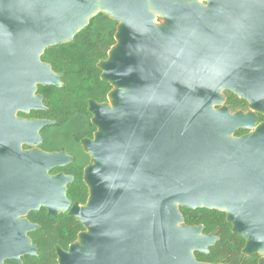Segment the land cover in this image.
Returning <instances> with one entry per match:
<instances>
[{
    "label": "water",
    "instance_id": "water-1",
    "mask_svg": "<svg viewBox=\"0 0 264 264\" xmlns=\"http://www.w3.org/2000/svg\"><path fill=\"white\" fill-rule=\"evenodd\" d=\"M100 14L118 23L98 64L112 90L89 102V199L71 208L72 178L49 175L71 158L21 150L53 122L17 114L46 110L38 87L61 88L63 75L45 51ZM226 92L250 111L231 112ZM41 207L71 208L85 228L58 264H208L196 254L220 238L181 209L225 214L264 264V0H0V264L38 255L26 217Z\"/></svg>",
    "mask_w": 264,
    "mask_h": 264
},
{
    "label": "trees",
    "instance_id": "trees-1",
    "mask_svg": "<svg viewBox=\"0 0 264 264\" xmlns=\"http://www.w3.org/2000/svg\"><path fill=\"white\" fill-rule=\"evenodd\" d=\"M107 16L100 14L97 18ZM116 29L107 33L93 34L92 22L80 32L69 44L49 48L45 51L42 61L49 64L53 71L63 75L64 88H41L49 111L42 115L52 118L61 124H66L78 115H88V102L107 103L108 94L112 90L109 83L101 80V70L98 64L108 58L110 50L115 46ZM227 102L233 113L247 109V102L234 95ZM262 120V118H261ZM94 131V128H91ZM240 131L237 136L246 135ZM70 196L80 204L88 199V188L83 183V171L78 170L76 181L70 188ZM185 225L189 227L203 226L205 235L220 238L210 250L208 256L196 254L198 261L208 264H257L258 257L247 258L242 255L245 241L241 236L232 233V226L227 223L226 215L217 211L181 209ZM29 220L33 221L31 215ZM65 229V230H64ZM83 231L78 223H66L63 226L51 228L32 235L33 242L39 246V258L27 259L24 264H56V245L66 248L77 240Z\"/></svg>",
    "mask_w": 264,
    "mask_h": 264
},
{
    "label": "flooded vegetation",
    "instance_id": "flooded-vegetation-1",
    "mask_svg": "<svg viewBox=\"0 0 264 264\" xmlns=\"http://www.w3.org/2000/svg\"><path fill=\"white\" fill-rule=\"evenodd\" d=\"M92 21H94V19ZM114 23L116 24V28L115 29H117L118 23H116V22H114ZM61 81H62L63 87H61V88L53 87V88H57V89L64 88L65 85L63 83V77H62ZM41 88H50V87L39 86L38 87V91H37V95L43 97V105L45 106L46 110L45 111H32L30 114H24V113L19 112L17 114V117L19 119H23V120L50 121V122H53V125L45 127V128H43L40 131L41 142H40L39 145H36V146L22 145L21 150L23 152L41 151V152L46 153V154H65L66 156L70 157L71 158V162L70 163L66 164L65 166H59V167H56V168L52 169L49 172V175L52 176V177L59 176V175H63V176H66V177H71L73 181L66 186L67 199H68V201L71 202V208L74 205H76V204H78L79 206L83 207V206H85L87 204V201L89 199V190H88V199H87L86 203L80 204L79 202H76L75 200H73L72 197L70 196V188L76 181V174H77L78 170H82L83 171V183L85 184V182H84V172H85V169L92 164V159H91V156L88 153H86V151L84 149V146H83V141H85V140H94V135H95L97 130L92 125V123L90 122L89 125L87 126V128L84 131L73 133L72 135L69 136L68 139L65 136H63V137L58 136L56 138V139L60 140V142H58V143H54L56 141V139H54L52 143L55 145V147H57L56 151H48L47 149H43V147L45 146V140H44L45 139L44 138L45 132H47L49 130H52V129H57V128L61 129V134H64L65 132H69L65 128H67V126L70 124V122L72 121L73 118L69 122H67L66 124H61V123H59L58 121H56V120H54L52 118H49V117H46V116L42 115V113L48 112L49 109H48V107L45 104L44 95L40 93V89ZM224 95L226 97V106H227V102L231 98L229 95H233V94L230 93V92H226V93H224ZM89 102H88V108H89ZM107 103H108V98H107ZM240 111L244 112V113H248L250 111L249 108H248V103H247V109H243V110H240ZM88 113H89V111H88ZM78 116H80V117L82 116V117H86L87 118L88 115H84V116L83 115H78ZM78 116H76V117H78ZM76 117H74V118H76ZM89 117H90V119L92 121L93 116L90 114ZM261 118H262V120H261ZM262 121H263V117L259 116V123H261ZM91 128H94L95 130L92 131ZM71 129H70V131H71L70 134L72 133ZM247 133L248 132H246L245 134H247ZM80 151H82L85 155H87L90 158L91 163L88 166L83 165L79 161L77 153H80ZM85 186H86V184H85ZM71 208L66 213H60L57 217L50 216L48 210L46 208H44V207H41L38 212H34V211L30 212L27 215L26 220L29 223H31L32 225L38 226L39 228L37 230L33 231V232H30L27 235V237L31 240L32 245L37 248V254L38 255L36 257L25 256L21 260L22 263H16V262L8 260V261L5 262V264H24V261L27 260V259H38L39 258V246L37 244H35L33 242V239H32V235L36 234L38 232L51 230V228L57 227V226H63L64 227V224H66V223L67 224L68 223H78V224H80L82 226L83 231H81V233H83L85 231L84 226L75 217H72L69 214ZM31 215L34 216V220L33 221L29 220V217ZM79 235L77 236V240L75 242H73L72 244L68 245L66 248H62L61 246L56 245V247H55L56 258H57L56 259V264H58L57 249L59 248V249L65 251V252H68L70 246L78 241ZM245 245H246V242H245ZM242 255L247 257V258H251V257L257 256L258 257L257 264L259 263V261L263 257L261 255L246 256V255L243 254V251H242Z\"/></svg>",
    "mask_w": 264,
    "mask_h": 264
},
{
    "label": "rangeland",
    "instance_id": "rangeland-1",
    "mask_svg": "<svg viewBox=\"0 0 264 264\" xmlns=\"http://www.w3.org/2000/svg\"><path fill=\"white\" fill-rule=\"evenodd\" d=\"M115 28H116V24L111 19L107 20L101 17L92 21V29H93V34L95 36L100 32L107 33L108 31L113 30ZM233 101L234 100L232 99L231 102ZM90 122L91 119L89 116H87V118L78 116L76 118H73L70 124L67 126V128H65L69 132H65L64 134H61V129L59 128L45 132L44 135L45 146L43 147V149H47L48 151H56L57 147H55V145L52 143L54 139H56L58 136L61 137L65 136L68 139L69 136L72 135L73 133L84 131ZM70 129L72 130L71 134H70L71 132ZM58 142H60V140L56 139L54 143H58ZM77 156L79 161L83 165L88 166L91 163L90 158L87 155H85L82 151H80V153H77Z\"/></svg>",
    "mask_w": 264,
    "mask_h": 264
}]
</instances>
